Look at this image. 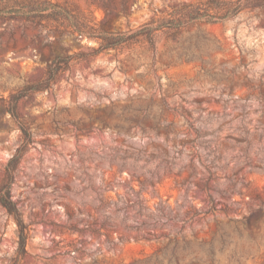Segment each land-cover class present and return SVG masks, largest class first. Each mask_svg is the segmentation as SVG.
<instances>
[{"label": "rangeland", "instance_id": "1", "mask_svg": "<svg viewBox=\"0 0 264 264\" xmlns=\"http://www.w3.org/2000/svg\"><path fill=\"white\" fill-rule=\"evenodd\" d=\"M19 147L0 264H264V0H0Z\"/></svg>", "mask_w": 264, "mask_h": 264}, {"label": "trees", "instance_id": "2", "mask_svg": "<svg viewBox=\"0 0 264 264\" xmlns=\"http://www.w3.org/2000/svg\"><path fill=\"white\" fill-rule=\"evenodd\" d=\"M54 6V13L58 14L59 16L65 17L69 22L74 24L76 22V16L73 15L71 12L68 11V9L62 7L59 4H53ZM195 8V7H194ZM202 11L199 8H196L193 11V14L190 15L192 18H200L203 15ZM123 35L117 36V35H106L104 37V41L106 43L102 44L103 49L111 48L121 42H123L125 39ZM20 95L15 94L13 96V101H16ZM11 112L12 116L15 118H18L17 115V108L16 105L13 104L12 108L9 110ZM23 134L25 136V141L29 142L30 136L29 132L23 127L22 128ZM24 149L22 147L17 148L16 152L10 157V159L7 162V165L5 167V181L2 184L0 188V204L7 210V212L13 217L14 221L16 222L18 226V233H19V246H18V254L22 255L26 252V245H27V239H28V229L26 226L25 221L23 220V217L18 209V206L16 205L15 201L12 198L11 193V187L13 182V175L14 171L17 167V165L20 162V159L22 158Z\"/></svg>", "mask_w": 264, "mask_h": 264}]
</instances>
